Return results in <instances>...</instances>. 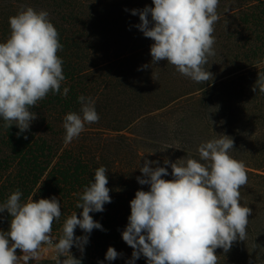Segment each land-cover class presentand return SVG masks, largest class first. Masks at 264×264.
<instances>
[{"label":"trees","instance_id":"16d2710c","mask_svg":"<svg viewBox=\"0 0 264 264\" xmlns=\"http://www.w3.org/2000/svg\"><path fill=\"white\" fill-rule=\"evenodd\" d=\"M25 6L47 11L58 30L63 49L57 55L66 78L61 92L64 87L69 92L38 101L30 109L37 118L27 131L5 128L0 118V204L16 189L22 203L30 195L56 197L62 215L51 235L59 240L64 220L75 212L80 217L76 204L94 182L95 169L105 166L111 203L90 213L103 230L85 233L77 227L75 236H88V242L72 255L81 264H128L133 249L122 232L136 191L150 188L137 181L144 161L167 167L169 175L162 178L171 180L165 159L199 160L198 145L225 134L234 140L230 155L245 164L248 182L240 189V203L252 213L247 238L227 253L217 248V264H264V93L252 91L264 72V64L255 67L264 59V0H219L215 55L204 66L213 79L205 84L184 77L167 61L152 64L154 41L137 27L139 13L132 14L154 7L152 0H0V42L10 35L9 17ZM79 95L95 100L100 119L65 145L63 117L79 113ZM10 219L6 210L0 213V231H8ZM109 247L120 254L117 259H105ZM16 254L22 255L19 249ZM135 264L147 259L141 254Z\"/></svg>","mask_w":264,"mask_h":264},{"label":"clouds","instance_id":"9594fccd","mask_svg":"<svg viewBox=\"0 0 264 264\" xmlns=\"http://www.w3.org/2000/svg\"><path fill=\"white\" fill-rule=\"evenodd\" d=\"M152 3L154 7L132 10L133 15L139 13V30L154 41L150 47L152 64L167 61L196 83L212 80L213 74L204 66L215 55L213 33L220 18L219 0ZM8 22L10 35L0 42V118L5 128L16 125L24 132L37 118L30 109L38 101L50 93L66 97L69 92L67 87L61 92L66 78L57 53L63 45L45 10L21 7ZM261 64L264 59L255 67ZM257 90L264 93V72L258 73L252 87V91ZM77 100L79 113L70 111L63 117L65 145L78 138L86 125L100 119L92 97L79 95ZM233 148L232 137L217 134L198 145L199 160L191 156L175 162L165 159L164 164L171 167V180L162 178L169 175L167 167H152L158 162L144 161L139 169L143 178L137 177V181L150 188L136 191L122 232L123 241L133 249L128 264H135L141 254L147 264H217V248L227 253L235 241L247 238L252 209L241 205L240 189L248 176L244 162L230 155ZM107 172L105 166L95 169L94 182L83 189L76 204L82 209L80 217L75 212L64 220L58 242L51 233L54 221L62 215L60 201L56 197L34 200L30 195L22 203V192H11L0 204V213L6 210L11 217L8 231H0V264H19L21 259L28 264L39 259L45 248L53 251L55 264H81L70 249L75 245L83 252L88 236H75V229L85 233L103 230L90 213L102 212L104 205L111 203ZM18 249L23 255L16 254ZM119 255L109 247L105 259L112 261Z\"/></svg>","mask_w":264,"mask_h":264},{"label":"rangeland","instance_id":"374dc122","mask_svg":"<svg viewBox=\"0 0 264 264\" xmlns=\"http://www.w3.org/2000/svg\"><path fill=\"white\" fill-rule=\"evenodd\" d=\"M163 149H164V145H163ZM53 237V236H52ZM57 242H58V240L55 238V237H53ZM77 250H79V248L78 247H76L75 246V248H74V246L70 249V251H71V253L73 254V253H77ZM51 251V252H50ZM53 251L52 250H49V249H47V248H45L44 250H42V252H41V254H40V258L39 259H53L52 257H53ZM23 255V254H22ZM35 260H37V259H35ZM19 262H24L22 259L19 261Z\"/></svg>","mask_w":264,"mask_h":264},{"label":"bare ground","instance_id":"6f19581e","mask_svg":"<svg viewBox=\"0 0 264 264\" xmlns=\"http://www.w3.org/2000/svg\"><path fill=\"white\" fill-rule=\"evenodd\" d=\"M51 252V251H50Z\"/></svg>","mask_w":264,"mask_h":264}]
</instances>
